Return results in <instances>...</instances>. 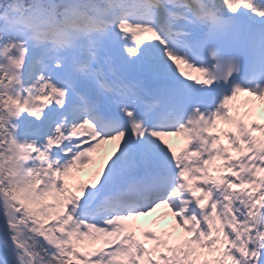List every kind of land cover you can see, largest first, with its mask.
<instances>
[{
	"label": "snow or ice",
	"instance_id": "obj_1",
	"mask_svg": "<svg viewBox=\"0 0 264 264\" xmlns=\"http://www.w3.org/2000/svg\"><path fill=\"white\" fill-rule=\"evenodd\" d=\"M0 264H264V0H0Z\"/></svg>",
	"mask_w": 264,
	"mask_h": 264
},
{
	"label": "bare ground",
	"instance_id": "obj_2",
	"mask_svg": "<svg viewBox=\"0 0 264 264\" xmlns=\"http://www.w3.org/2000/svg\"><path fill=\"white\" fill-rule=\"evenodd\" d=\"M173 144L175 145L176 143L180 142V140L178 138H173L172 140ZM157 215H154L153 217H150V218H147L146 220L145 219H141V221H139V223L145 225V226H148L150 225L151 221L153 218H157ZM166 224V221H161L160 222V226H164Z\"/></svg>",
	"mask_w": 264,
	"mask_h": 264
},
{
	"label": "rangeland",
	"instance_id": "obj_3",
	"mask_svg": "<svg viewBox=\"0 0 264 264\" xmlns=\"http://www.w3.org/2000/svg\"><path fill=\"white\" fill-rule=\"evenodd\" d=\"M81 179H87V175H86V173H82V174H81Z\"/></svg>",
	"mask_w": 264,
	"mask_h": 264
}]
</instances>
